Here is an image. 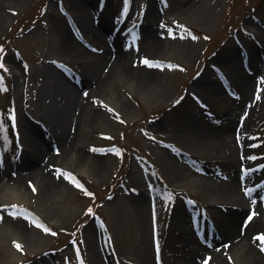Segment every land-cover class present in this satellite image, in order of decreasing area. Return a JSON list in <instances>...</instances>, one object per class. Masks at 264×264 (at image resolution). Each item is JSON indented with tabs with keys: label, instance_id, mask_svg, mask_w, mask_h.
<instances>
[{
	"label": "rangeland",
	"instance_id": "1",
	"mask_svg": "<svg viewBox=\"0 0 264 264\" xmlns=\"http://www.w3.org/2000/svg\"><path fill=\"white\" fill-rule=\"evenodd\" d=\"M104 54L99 86L88 69ZM261 77L264 0H0V264H183L178 230L208 247L219 219L251 217L264 243ZM69 90L79 109L63 131ZM226 116L242 129L240 194L209 187L234 164L190 137ZM227 249L219 264H240Z\"/></svg>",
	"mask_w": 264,
	"mask_h": 264
},
{
	"label": "bare ground",
	"instance_id": "2",
	"mask_svg": "<svg viewBox=\"0 0 264 264\" xmlns=\"http://www.w3.org/2000/svg\"><path fill=\"white\" fill-rule=\"evenodd\" d=\"M68 39V38H67ZM155 43V44H154ZM154 44V45H153ZM146 45L148 47H152L156 50L159 48V45L157 44L156 40H149V38L146 40ZM109 55V54H108ZM100 56V55H99ZM115 64V60H112V56H107L106 54L101 55L99 59H96V61L93 64H90L91 67L88 69L89 76L88 79L96 81L98 85L100 86L105 79L111 75V70L113 69ZM141 71H137V74L132 73L125 65L122 67V70L128 74H135L136 76H133L138 81L141 79H154L153 71H147L145 68H140ZM88 71L86 73H88ZM136 71V70H135ZM246 82L245 78H241L239 82V87L243 88V86H246L244 83L249 84L251 81L250 78ZM64 81V80H63ZM67 89V87H65ZM64 89V90H65ZM69 89V88H68ZM62 95V94H61ZM66 100H64V104H61V108H59L57 112H59V119L57 120L61 122V130H66L67 124H71L72 121L75 119V115L78 112L79 109V103L76 99H74L71 96V91H66ZM64 98V96L62 95ZM53 100L50 101V107L51 111L54 110L52 105H57V102H54ZM48 112V114H50ZM202 119V118H200ZM199 119V120H200ZM224 119L223 125H215L214 127L212 125H209V128H203V124H196L195 130H193L194 134V143L197 144V146H208V147H216L219 149V151H223L226 158L230 160L232 164H234V168L231 172L227 173V176H220L219 173H210L207 176H205L202 179H205V181L209 184V187L212 189H222L224 188L225 191L233 192L234 194L236 191H238L241 188V180L238 176H236V168L237 164L239 162V154L241 153V148L239 143V138L241 135V127L239 128V123L235 120V118L227 116ZM49 121H54L52 118L50 119V116L48 118ZM56 121V120H55ZM236 121V122H235ZM207 123V122H206ZM205 123V124H206ZM204 124V125H205ZM203 125V126H204ZM192 132V133H193ZM61 136V135H60ZM31 146H33L34 151H36V156H38V153L40 152V145H38L36 142L32 143ZM170 163V162H169ZM219 175V176H218ZM38 176V175H37ZM197 178V177H196ZM196 178L194 180H196ZM240 187V188H239ZM9 191L13 194L18 196L19 193H21V190L15 188V189H9ZM240 194V193H236ZM144 194L141 192L140 196L141 198H144ZM242 196V195H241ZM218 198L216 196H213L211 198L212 201H216ZM241 200L239 201H232L227 200L225 201L226 205L236 204L240 203L242 207L245 206L246 200L241 197ZM263 199V198H260ZM143 200L136 201V209L138 211L141 210ZM264 215V205L260 210ZM141 221L143 224H145L144 216H141ZM237 217V216H235ZM262 220H264V217H261ZM249 220L246 223L240 224L237 226L235 224V218H232L230 220H222L219 219V226L214 227L211 231V234L215 236V240L209 245L208 247L205 245H197L193 241L194 238L190 235V233L183 234L184 230L181 228V230H178V232H181L183 236H185L186 240L188 241V247L190 249V254H188L190 257L185 260L183 264H205V261L201 259L199 256V253L203 250L210 251L211 254V261L210 263L216 262L215 264H219L221 261L225 260L223 257L224 251L227 249V253H230L232 251L234 257L239 261L240 264H264V243L260 240H256L253 235L252 231L250 230L249 224L251 222V217L248 218ZM261 220V221H262ZM255 221V220H254ZM257 221L252 226L261 225V227L264 225V221ZM146 225V224H145ZM144 227V226H143ZM248 230V231H247ZM255 239V240H252ZM189 244L191 246H189ZM248 245V246H247ZM193 246V247H192ZM207 259H210L209 255L206 256ZM216 260V261H215ZM209 264V262H207Z\"/></svg>",
	"mask_w": 264,
	"mask_h": 264
},
{
	"label": "snow or ice",
	"instance_id": "3",
	"mask_svg": "<svg viewBox=\"0 0 264 264\" xmlns=\"http://www.w3.org/2000/svg\"><path fill=\"white\" fill-rule=\"evenodd\" d=\"M125 2L127 3V0H125ZM145 63H148V61L145 60ZM261 79H264V77H261ZM13 120H14V115H13ZM67 177H68V179L72 180L73 183H76L78 186H81L82 187V185H79V181H77L75 179V177L72 175V173H67ZM29 183H31V181ZM33 189L35 190V187L34 186H33ZM245 191H247V189ZM89 211H91V209H89ZM49 231H50V229H49ZM260 238L261 239H264V235H261ZM16 247L19 248L21 251L24 250L23 247L21 246V244L19 242H16ZM262 247H264V246H262ZM82 264H83V262H82ZM205 264H207V261H205Z\"/></svg>",
	"mask_w": 264,
	"mask_h": 264
}]
</instances>
